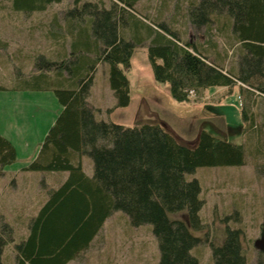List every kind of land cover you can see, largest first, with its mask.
<instances>
[{
	"label": "trees",
	"instance_id": "obj_1",
	"mask_svg": "<svg viewBox=\"0 0 264 264\" xmlns=\"http://www.w3.org/2000/svg\"><path fill=\"white\" fill-rule=\"evenodd\" d=\"M63 1L12 0V7L31 13ZM143 1L72 0L62 12L65 25L61 31L59 13L55 14L57 22H51V27L63 47L59 50L56 43V57H44L48 69L69 67L75 75L66 77L68 85L55 88L63 109L39 156L25 168L68 170L69 175L49 190L48 199L30 220L27 237L16 241L15 227L0 214V264H6L3 253L13 242L16 264H66L93 244L116 210L126 212L134 225H153L161 252L159 264H201L192 249L200 242L194 230L205 227L200 214L205 201L199 179H188L186 173L203 165L244 164V144L203 130L199 143L189 146L159 123L126 126L99 120L89 101L94 72L99 63L107 62L117 98L110 110L128 106L132 96L126 70L136 45L148 38L154 77L169 82L178 101H190L193 93L213 86L232 91L238 82L264 93V86L258 84H264V0H175L173 10L183 11V18L197 26H209L216 16L227 17L220 30H230V48L223 47L222 52L219 43L211 44L212 34L207 43L185 39L180 22L169 25L170 21H156L145 14L151 10H142ZM68 42L71 49L86 48L95 55L85 59L67 51ZM236 47L240 52L237 64L229 58L231 48ZM84 154L94 160L92 175L84 169ZM16 158V147L0 131V172ZM184 210L187 219L170 216ZM242 235L240 227L229 226L223 243H212L215 264H248ZM255 264H264L263 248Z\"/></svg>",
	"mask_w": 264,
	"mask_h": 264
},
{
	"label": "rangeland",
	"instance_id": "obj_2",
	"mask_svg": "<svg viewBox=\"0 0 264 264\" xmlns=\"http://www.w3.org/2000/svg\"><path fill=\"white\" fill-rule=\"evenodd\" d=\"M71 2L64 0L45 11L26 13L13 9L12 0H0V131L17 150L16 160L4 169H22L39 156L50 127L63 109L55 88L68 85L66 77L75 73L69 67L48 69L49 62L44 56L49 58L58 48H48L45 26L49 15L62 13ZM174 4L175 0H144L140 7L151 10L145 14L156 21H170L169 25L180 22L187 33L185 39L207 43L212 34L210 42L219 43L221 52L223 47L230 48V30H220L226 16L214 17L209 26H197L185 14L183 18V11L173 10ZM185 5L182 3L181 7L185 9ZM160 11L162 16H157ZM67 51L77 52L85 59L95 55L86 48L71 49L69 42ZM238 53L239 47L231 48V63L239 62ZM126 72L130 78L131 103L110 110L117 98L111 85L107 87L109 64L99 63L94 72L96 83L89 95L97 119L126 126L159 123L189 146L199 143L203 130L244 144V164L203 165L186 173L188 179H199L205 201L200 211L205 227L194 230L200 242L192 252L201 264H215L212 243H223L229 226L240 227L247 263L255 264L260 249H264V93L238 82L232 91L227 86H213L194 93L190 101H178L171 94L169 82L155 79L146 43L136 45ZM82 158L86 170L94 171L93 158L88 154ZM38 171L37 180L55 185L69 175L68 170ZM11 189H6L5 195ZM12 190L19 195L25 192L21 187ZM42 192L47 195V186ZM30 193L37 198L42 196L36 188ZM170 216L187 219L188 213L184 210ZM11 252L7 248L6 256ZM160 255L153 225H134L126 212L116 210L93 244L70 264H159Z\"/></svg>",
	"mask_w": 264,
	"mask_h": 264
},
{
	"label": "crops",
	"instance_id": "obj_3",
	"mask_svg": "<svg viewBox=\"0 0 264 264\" xmlns=\"http://www.w3.org/2000/svg\"><path fill=\"white\" fill-rule=\"evenodd\" d=\"M58 26L61 31L64 27V17L61 12H59L58 16ZM144 21L146 19L142 17ZM51 22L56 23L55 14H51L48 16V21L46 22V39L48 40V48H56V43L59 44L58 48L62 49L63 46L60 45V42L56 40V29L51 27ZM149 22V21H148ZM150 23V22H149ZM65 29V28H64ZM147 33H144V36L146 37ZM149 39L146 38L143 43L148 44ZM66 49L68 48V44L65 46ZM70 47V43H69ZM62 53V52H61ZM52 58L56 57V54L49 55ZM95 78L94 82L91 87V92H93V88L95 86ZM109 85V86H108ZM107 87H110L109 82L107 83ZM102 108V106H101ZM83 166L88 175H92L93 171L90 173L88 170H86L84 161ZM38 170H30L23 167L22 169H2L0 172V214H2L6 221H8L10 224H12L15 227V240L19 241L29 234V223L33 216H35L44 202L48 199V193L46 195V192H42L45 187L47 186L48 191L51 188H55L58 185L52 184L48 181L40 182L36 179V174L38 173ZM43 175V174H42ZM45 177V174H44ZM67 179V176L64 177L63 181ZM61 181V183L63 182ZM60 184V183H59ZM24 188L25 192L23 194L19 195L18 193L14 194V188ZM12 188L11 193L8 195H5L6 189ZM36 191H39L42 193V196L40 198H37L33 196V194L30 193L31 189H35ZM43 188V189H42ZM8 246V247H7ZM5 247L4 253H3V260L6 264H16V250H15V242L8 244ZM7 248H9L11 254H7L6 251ZM76 259V258H75ZM75 259L70 260L66 264H70Z\"/></svg>",
	"mask_w": 264,
	"mask_h": 264
},
{
	"label": "built area",
	"instance_id": "obj_4",
	"mask_svg": "<svg viewBox=\"0 0 264 264\" xmlns=\"http://www.w3.org/2000/svg\"><path fill=\"white\" fill-rule=\"evenodd\" d=\"M192 93H193V91H192Z\"/></svg>",
	"mask_w": 264,
	"mask_h": 264
},
{
	"label": "bare ground",
	"instance_id": "obj_5",
	"mask_svg": "<svg viewBox=\"0 0 264 264\" xmlns=\"http://www.w3.org/2000/svg\"><path fill=\"white\" fill-rule=\"evenodd\" d=\"M194 94V93H193Z\"/></svg>",
	"mask_w": 264,
	"mask_h": 264
}]
</instances>
